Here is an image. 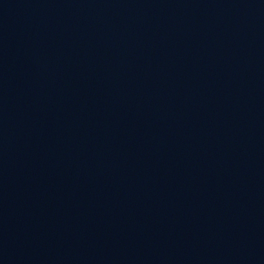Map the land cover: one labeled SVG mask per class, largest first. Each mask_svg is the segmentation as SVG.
I'll list each match as a JSON object with an SVG mask.
<instances>
[{"label": "water", "instance_id": "obj_1", "mask_svg": "<svg viewBox=\"0 0 264 264\" xmlns=\"http://www.w3.org/2000/svg\"><path fill=\"white\" fill-rule=\"evenodd\" d=\"M0 264H264V0H0Z\"/></svg>", "mask_w": 264, "mask_h": 264}]
</instances>
